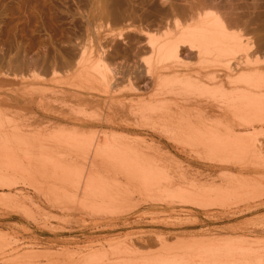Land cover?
<instances>
[{
    "label": "rangeland",
    "instance_id": "1",
    "mask_svg": "<svg viewBox=\"0 0 264 264\" xmlns=\"http://www.w3.org/2000/svg\"><path fill=\"white\" fill-rule=\"evenodd\" d=\"M263 6L264 0H0V148L1 150H6V153L0 150L4 153H0L3 155L0 158V264H80L81 262V264H122L127 258L139 262L144 259L149 262L152 258L151 262L158 263V261L155 262L153 259L158 260L161 255L162 257L164 256L163 258L168 257L169 260L170 257L172 260L177 259L175 262H172L173 264H176L178 261L179 263L177 264H183L186 259L192 260L193 258L196 262L200 261L199 257L202 256L204 251L208 248L211 252L218 254L224 253L226 258L233 256L237 262H233L231 259V264H256V262L259 261L257 260L258 257L264 259V124H257L252 127V129H246L245 127L236 130V133L239 131L242 134H246L245 137H247L248 134V137H254L253 141L247 138L248 142L246 144L250 143L249 146L255 144L251 150L252 152L247 150L244 152H247V155L245 154L243 156L244 153L242 154L243 158L239 159L241 161L236 162L239 164L231 163L241 166L237 172L234 171V174L237 176V182L236 180H233L235 182L229 180V177H227L228 179L225 178L227 180V189L222 197L218 199L215 197L212 198V200L215 201L214 203L218 204H216V207L213 206L210 209H205L204 207L199 208V205H183L179 203V201H174L175 199L173 200L171 197H168L165 203L164 200L167 196H163L162 198L164 200H161V197H154L146 191V189H141L140 186L137 187V185H141L147 180L142 181L143 178V180H145L142 174L143 171L140 173L139 171L141 170L136 171L135 169L131 172L134 168H130L128 161H125L126 159H124V157H120V160H117L118 157H116V159L114 158L115 160L112 159V164L108 163L109 166L105 167L101 166V164H99L100 166H94L90 158L100 147V151H102L104 146L106 147L107 145L116 148L122 145L121 148L125 150L126 154L124 153V156L126 155V158L129 152L130 159L133 157L132 153L136 155L139 153L140 155L138 154V156L144 157L145 162L148 161L149 163L152 161L153 164H151L159 167V170H166L165 172H168V175L171 174L170 176H174V183L170 184L173 188L176 187V180L180 178V174L182 173L181 170L185 171L184 169H186V172L189 173L193 169L192 165L204 163L210 166L214 164L215 161L217 164H220L221 162L219 163L218 159L222 161L224 159L225 161L230 160L231 157L229 155L220 158V156H211V154H209L207 141L210 140V137L214 134H217L220 138L224 137L223 139L229 136L228 128L226 129L227 131H224L225 127L222 128L218 126L220 129H217L218 124L215 122L214 118H201L195 115V113H191L193 117H190L191 115L188 113L186 119L193 120L191 118L196 117L199 119V122L202 123L196 124L195 127L188 126L189 129L185 126L182 127V125H180V127L179 123L177 124L176 121L180 120L179 117L186 114L184 111L183 113L181 112L183 114L182 116H180V112V114H176L175 117L178 116V118L176 117L177 119L175 118V120L173 116L165 118L168 113L167 115L162 114L165 112L164 109H161V111L153 110L154 106H152L156 104L155 107L159 106L158 108H164L161 107L162 100H165V103L166 100L169 103L175 100L178 102L181 97L185 96L188 98H195L201 95L200 97L198 96L199 98L197 99L204 101L206 97L212 99L215 96H218L215 98H219L221 95H233L234 88L239 89L240 87V89H246L247 86H244L243 81L240 77H237V75L232 78L231 83L225 78L224 73L226 71V64L224 59L222 61V58H220V60L218 59V61H215L217 57L213 58L210 57V55V58H206V56L201 57V55L199 56L200 58L193 57L191 59V57L188 56V51L185 49L181 53V56H184H182L184 61L181 60L180 63L178 62L179 66L176 67L177 69L167 72L164 74L165 77H162L159 81L157 79L152 83L151 78H147L148 76L142 74L144 80L142 78L139 84H137V88H140V93H142H139V96L133 95V93L130 92V81L127 80L128 78L125 79L122 77L123 82L121 84L119 82V84L115 83L111 88L116 98L113 101L114 105H116H112L113 107H109L111 100H113L112 97H109L110 99H108L107 106L101 109L94 105L75 103L77 94H74V92L84 94L88 92L89 88L92 90L91 94L103 91L102 84L98 82V80L100 81V69L101 73H104V71L106 73V71L110 72L118 67L122 70V72L120 70V74H123L124 77H131L130 74L132 73L131 71H133L134 74L132 75L134 76L131 78L134 80L136 79L134 77H136L135 74L139 66L141 68L143 67L142 69L139 68V71L144 73V69L147 68L148 62L151 60V66L149 68L155 69L157 65L164 64L162 60L160 61L162 64H158V60L160 59L156 60L157 57L154 52L148 47L149 45L147 42L149 40L147 39H151L155 35L157 37L161 36L165 31L168 35L171 32H180V28L184 30L188 27L195 28V24H199V20L201 21V19L197 18H199V16L200 18L205 16L203 10L206 13L208 12V15H213L212 13H214L213 16H219V20H223L222 22L225 21L223 24H226V27L229 29L231 27V29L234 28L232 31H235V33L238 32V34L242 36V42L245 43V45H243L245 48L249 46L250 49H245L247 51L249 50V53H238L237 58L244 57L245 55L247 59H250H248L250 63L254 62L252 63L253 67L256 63L255 67L258 66L257 68L261 69L264 74V46L258 44L261 43L264 37V35L263 37L261 35L264 34ZM201 13L203 14L201 15ZM260 14L262 16H260ZM176 20L178 24L175 23ZM187 21L188 24L191 22L190 25L193 23L192 26L194 25V27L188 26L186 23ZM167 27L170 29L168 30ZM176 27L179 29L175 30ZM128 31L131 33L129 34ZM113 35H118L114 36L117 41L114 40ZM129 37L130 39H128ZM138 39H141V41L143 39V46H141V44L140 46L138 45ZM111 40L114 41V43H111ZM131 40L132 43H130ZM108 43L111 45L109 46ZM128 45H135L132 46L134 50ZM257 45L259 48H256ZM105 47H109V49ZM136 47L140 50L138 51ZM140 47H142V49L145 47V49L142 50ZM124 48L126 50H124ZM114 49H120L117 60H112V58L107 56L109 60L104 58L103 61H100L101 55L104 53L107 54L110 52L111 54H115V52H118ZM131 49L134 51V54H132L133 52ZM258 49L260 50L259 52L257 51ZM106 50L110 51L108 52ZM124 51H127L126 54L122 53ZM129 51L131 52L128 53ZM254 51L258 53L256 54ZM121 54L123 57H121ZM127 54H129L128 56L131 57L130 60L133 62L129 59L127 62L124 61L126 58L125 55ZM92 55H94V57ZM60 60L62 62H60ZM66 60L68 61L66 62ZM125 60H127V58ZM203 60L206 62L205 66L201 65L202 62L205 63ZM243 60H245V58L240 59V61ZM73 61L74 63H72ZM65 62L68 65L71 63L72 66L71 64L68 66ZM129 62L130 65L132 64V68L130 67L131 71L126 73V70H123L122 67L126 65L124 68L126 67L127 69ZM58 63L60 65L59 68ZM77 63L79 66H76ZM169 63L172 64V66L177 64H173V62ZM182 63H184L185 66L182 67ZM73 65L76 66V68ZM133 65L135 66L133 67ZM67 67H69V70ZM64 68L66 71H63ZM118 68L116 72H119ZM134 68L136 70H133ZM93 69L99 71V73L97 74V71ZM102 69L104 71H102ZM127 70L129 71V69ZM112 75L113 73L109 74L110 79H112ZM169 77L171 78L169 79ZM175 77L180 87L177 88V90V86H175L177 83H174ZM183 77L185 80L189 78L188 82L194 78V80L197 79L196 82L199 80L200 84L204 83L205 91L202 86L203 84H201L200 93L195 91L199 88H196L194 81L190 84L196 88L195 90H192L193 87L191 88V85H188L190 88L187 86V81H185L187 84H185V82L180 84V82L183 81ZM178 79L182 80L180 81ZM122 80H120V82ZM166 82L167 84L170 83V85L167 86ZM171 82L175 84V88L171 87L173 85ZM222 82H224V85ZM237 82L239 84L234 85ZM220 84L223 85L224 89ZM245 84L247 85V83ZM181 86L187 88H181ZM62 87L70 91L67 96H62L59 93L58 96L55 97V94L52 93L53 96L51 100L46 97L51 90H59ZM219 88L222 90H218ZM40 89H48V91L40 92ZM180 89L183 90L179 91L181 95L177 97L176 92ZM172 92L175 94H172ZM185 92L186 94H184ZM256 92L259 95L262 94L264 97V89ZM39 94L44 96V103L45 101L47 103L51 102L54 108L60 106L61 101L67 102L68 100L74 99L73 104L76 108L74 110H80L79 112H74L73 110V112L81 114L79 116L80 122L88 124V126L83 129L87 130L86 132H89L88 134L94 133L96 136H99L98 142L89 145L79 143L69 144L66 143L67 139L62 141L58 134L61 126L57 124L48 126L39 118L41 116L37 114L36 101L40 98ZM49 94L51 95V93ZM97 97L106 99L99 96ZM116 102L118 104L121 103L120 106H118ZM120 108L124 109L123 112ZM149 108L153 110L151 111L152 113ZM129 110H133L132 113L129 112ZM73 112L71 111V113ZM133 112L136 113L135 116ZM148 113L151 114L147 117ZM227 118L229 120L236 119L232 116L230 117V115H228ZM169 119L170 121H176L175 124L174 122L172 124L179 130L172 126L170 127V123L168 127L165 126V123H167ZM194 120L196 119L194 118ZM159 121L161 123L164 122L162 124L169 130L170 134H168L169 132L166 129L164 131L162 125L163 128L159 126ZM211 122L213 124H211ZM161 129L163 132L160 131ZM183 131L184 133H182ZM106 132L109 135L128 137V140L130 138V140L133 141L129 140L127 142L130 144L132 142L131 146L127 148V145H130L129 143L120 145L99 142L102 133ZM172 132H174V134ZM239 132L237 133L238 135ZM66 133L69 135V132ZM54 135H56L55 138H53ZM183 135L185 138H183ZM123 145L125 147H123ZM133 146L134 148H132ZM147 146L150 150H148ZM166 147L169 148L170 153ZM126 148L129 150L133 149V152L127 151ZM146 155L150 157V159ZM9 160L11 161L10 164L8 163L10 162ZM155 160H158V162ZM183 160L184 163H181ZM213 160L214 162H212ZM157 163L159 165H157ZM221 164H228V162ZM9 165L11 168L8 167ZM58 165L67 168L68 171L70 170L69 168L73 171L75 169L76 171L73 173L70 170L71 173H65V171L62 173V171H59L60 167H58ZM119 167H121V170ZM57 168L58 172H54ZM119 170L122 171V173ZM222 173L230 175L232 172L214 169L211 173L212 176H209L207 173V177L203 175L205 177L202 176L199 179L197 178V182L195 181L197 189L194 187L195 189L192 191H197L199 187L201 189V187L204 188L213 183L220 184L221 181H224V178H222V180L219 179V175ZM138 174L140 176L142 174L143 177L141 176V180L139 177L135 179V182L138 183H135L136 187H134L131 182L129 186L128 178L134 177V175L135 177L139 176ZM66 175L69 176V179ZM244 177L250 179V181L245 184L248 189L246 187L241 188L240 184L244 181ZM89 181L96 183V186L101 188L103 194H100V196L102 201H106V203L102 202L101 205H97L102 207H93L95 204L90 201V191L85 190L88 194L85 193V185ZM115 182L122 183V191L119 189L121 192L113 189L115 193L109 187L114 186V184H116ZM193 186H189L188 189ZM126 187L129 188L127 189ZM124 189H126L127 192ZM107 192H109L108 196ZM239 192H247L249 195L245 193L239 196ZM117 194L124 200H118V203H113L114 198L111 200V196L113 195V197H116ZM255 194L256 196L259 194L258 197L253 196ZM242 195L249 197H244L243 200ZM171 200L173 203H171ZM200 242L204 244L201 245ZM127 243L129 246H136L134 254L129 253V250L131 248V250H133V247L130 246L129 248L126 246ZM227 244L228 247L230 244L229 248H225ZM163 247H167L165 251ZM190 247H192V249H190ZM124 250L131 256L129 257V254ZM166 251L169 254L164 253ZM36 254L40 256L38 255V257ZM43 255L44 257H42ZM187 256H189V258ZM89 257H91L90 260L94 258L96 260L94 259L91 263L92 260L90 261ZM182 257L184 260L181 261V259H183ZM141 258H143V260ZM85 259L87 261H85ZM121 259L124 260L120 261ZM146 261L141 263H146ZM252 261L253 263H250ZM262 262L264 263V260H262Z\"/></svg>",
    "mask_w": 264,
    "mask_h": 264
},
{
    "label": "bare ground",
    "instance_id": "2",
    "mask_svg": "<svg viewBox=\"0 0 264 264\" xmlns=\"http://www.w3.org/2000/svg\"><path fill=\"white\" fill-rule=\"evenodd\" d=\"M260 3V2H259ZM263 3V2H262ZM261 5V4H260ZM259 5V6H260ZM264 7V6H263ZM261 8V7H260ZM204 9V8H203ZM202 9V10H203ZM259 12V11H258ZM264 12V11H263ZM203 13H205L203 16L204 17H202V18H200V16H199V18H197V19H201V21L199 20V24L197 25V24H195L196 25V27L195 28H191V27H188L186 30H184V29H181L179 26V30H180V32H178V33H173V32H169L170 34H168L167 35V32H166V34H165V32L163 33V35H161V36H153L151 39H147L146 37V39L147 40H149L147 43H148V47H150L151 49H152V51L154 52V54H155V56L157 57L156 58V60H158V59H160V60H158L159 61V63L158 64H162V62L164 63V64H162V65H155V66H153V67H155V69L154 68H149L150 66H151V63L150 62H152V60L150 61V62H148V66H147V68L146 69H144V73H142L141 71H139L140 69H142L140 66L137 68L138 70H137V73L135 74L136 75V77H134V78H136V79H134L133 80V78H131L132 76H134V75H132V74H134V72L133 71H131V69H130V67L132 68V64L130 65V62L128 63L129 65H128V67H127V69H129V71L126 69V67L124 68V66H126V65H124L122 68H123V70H126V73H128V72H132L131 74H130V76L131 77H124V75L122 74H120V70L121 69H119L118 67V69H119V72H116V69H114L113 71H110V72H107L106 71V73H105V71L102 69V71H104V73H101V67L100 68H98V69H100V73H99V71H97V70H94V71H97V74L99 73V75H100V81L98 80V82H100L101 84H102V86H103V91H101L100 93H96V94H91V89L89 88L88 89V92H86V93H84V94H81L80 92H74V94H77V97L75 98V103H77V104H84V105H94V106H97V107H99V108H101V109H103L104 108V106L106 107L107 106V103H108V99H110L109 97H112V99L113 100H111V103L109 104V107H111L112 105H114V99H116L115 98V93L113 92L112 93V91H111V88H112V86L115 84V83H117V84H121L122 82H123V80H122V77L123 78H128L127 80L128 81H130V83H131V88H130V92L131 93H133V95H138L141 91V89L140 88H137L138 87V85L137 84H139V82H140V80H142V78H143V75H146V76H148L147 78H151L152 79V83H153V81H156L157 79H158V81H159V79H162V77H165L164 76V74H166L167 72H169V71H173V70H176L177 68V66H179L178 64L181 62V60H183V58H182V56H181V53L186 49L187 51H188V56H190L191 57V59L193 58V57H199V56H201V57H205L206 56V58L207 57H209V55H210V57H213V58H216L217 57V59L215 60V61H218V59L220 60V58H222V61H223V59H224V61H225V69H226V71H225V73H224V76H225V78H227L228 79V81H230V83L232 82V78L233 77H235L236 75H237V77H240V79L243 81V84H244V86H247V87H249V88H247L246 87V89L244 88V86H243V88L244 89H240V87H239V89H233V95L231 94V95H229V96H227V94L226 95H221V97L219 96V98H215V97H218V96H215V97H213L212 99H208L207 97L204 99V101H202V100H200V99H197V98H199L201 95H198V96H196L195 98H188L187 96H185V97H181L180 98V101H178V102H176V100L174 101V102H172V103H169L167 100H166V103H165V100H162V106L161 107H164V108H158L157 106L155 107V105L156 104H153L152 106H154V108H153V110H160L161 111V109H164L165 110V112L164 113H162V114H166L167 115V113H168V115H167V117L165 116V118H170V116H173V118L175 119L176 117L178 118V116H176L175 117V115L176 114H180L181 112L183 113V111L186 113V114H180V116H182V117H179L180 118V120H181V122H180V120H176L177 121V124L179 123V126L180 125H182V127H188V126H190V127H192V126H194L195 127V125L196 124H198V123H200V124H202L201 122H199V119H197L196 117H194L196 120H194V118H191V119H193V120H188V119H186V117H187V115H188V113H190V115H191V113H195V115H197V116H199V117H201V118H214V120H215V122H217V129L219 128L218 126H220V127H225V129H224V131L228 128V132H229V136H227V137H225V139H223L222 137L220 138V137H218V135L217 134H214L212 137H210V140H208V139H206V140H208L207 141V145H208V151H209V154H211V156H220V158H222L223 156H230L231 157V159L230 160H226L225 161V159L222 161L221 159L219 160L218 159V161H219V163L221 162V163H227L228 162V164H217L216 163V161H215V163H216V165H215V163L214 164H212V165H210V166H207V165H205L204 163L203 164H199V165H192L193 167V169H192V171L191 172H189V173H187L186 171V169H184L185 171H183V170H181L182 171V173H181V171H180V178H178L177 180H176V187L175 188H173L172 187V185H170V184H173L174 183V176L172 177V176H170V175H168V172L166 173L165 171L166 170H163V169H158L159 167H156L155 165H152L153 164V162L151 161V162H149L148 163V161L147 162H145V158L144 157H141V156H138V154L139 153H137V155L135 154V153H132L133 154V157L130 159V152H129V155L127 154V158L124 156V153H125V150H123V148H121L122 147V145L121 144H128L129 142H127V141H129L130 140V138H129V140H128V137L127 138H125L124 136L123 137H121V136H116V135H109V134H107V132L106 133H102V136L100 137L101 139H99V142H104L105 144H120L121 146L119 147V148H116V147H112V146H104V148H103V150L102 151H100L101 150V147H100V149L98 150V151H95V154L93 155V156H91L90 158L92 159V164L94 165V166H96V165H99V164H101V166H103V167H105V166H109V164L108 163H111L113 160L112 159H116V157H118L117 158V160L121 157H124V159H126L125 161H128V163H129V165H130V168L131 167H133L134 169H132V171L131 172H133L135 169H136V171L137 170H141V171H139L140 173L143 171V176L145 177V180H143L142 179V181H146L145 183L143 182L141 185H137V187H139L140 186V188L141 189H146V191H148L152 196H154V197H161V200L163 199L162 197L163 196H167V198L165 197V200H164V202L165 201H167L166 199H168V197L170 198L171 197V199L173 198V200L174 201H179V203H182L183 205H188V206H198L199 208H205V209H210V208H212L213 206L214 207H216V204H218V203H214L215 201H213L212 200V198H220V197H222L223 195H224V193H225V191H226V189H227V184H226V182H227V180L226 179H228L227 177H229L230 179L229 180H236V175L234 174V171L235 172H237L238 171V169L239 168H241V166H237L236 164H239V163H236V162H239V161H241V160H239L240 158H243V156L247 153H244L245 151H247V150H250V152H252L251 150H252V148L254 147L253 145L255 144H253V145H250V146H252V147H250L249 146V144H246L248 141H247V138H250V140L252 139V141H253V138L254 137H248V135H247V137H245V135L246 134H242V133H240L239 131V135L236 133V130H239V129H241V128H245L246 127V129H252V127H254V126H256L257 124H261V125H263L264 124V97L262 96V94L261 95H259V94H257V92L256 91H258V90H262V89H264V74H263V72L261 71V69H259V68H257V67H255L256 66V63H255V66L253 67V65H252V63H254V62H252V63H250L249 61H248V59L245 57V55H244V57H241V58H237V56H238V53H240V52H248L247 50H245V49H250V47L248 46V48H245V43L244 42H242V36L241 35H239L238 34V32L237 33H235V31L233 32L232 30L234 29H229L228 27H226L227 25L226 24H223V23H225V21L224 22H222L221 21V19L219 20V16L218 17H216V16H213L214 15V13H212L213 15H208L206 12H204V10H203ZM203 13H201V15L203 14ZM210 13V14H211ZM264 14V13H263ZM200 15V14H199ZM106 16V15H105ZM260 16H262L261 14H260ZM259 16V17H260ZM176 17H177V15H176ZM221 18V17H220ZM262 19V18H261ZM264 19V18H263ZM260 20V19H259ZM121 21V20H120ZM123 21V20H122ZM194 21V20H193ZM231 22H233V21H231ZM230 22V23H231ZM263 22V21H262ZM175 23H177V20H176V22ZM182 23V22H181ZM184 23V22H183ZM187 24H188V21L186 22ZM191 23V22H190ZM190 23L188 24V26L190 25ZM264 23V22H263ZM108 24V23H107ZM117 24V23H116ZM164 24V23H163ZM174 24V23H173ZM178 24V23H177ZM193 24V23H192ZM192 24L190 25V26H192ZM218 24H220V25H218ZM167 25V24H166ZM169 25V24H168ZM172 25V24H171ZM127 26V25H126ZM152 26V25H151ZM170 26V25H169ZM172 26H174V25H172ZM49 27V26H48ZM101 27V26H100ZM128 27H129V25H128ZM175 27V26H174ZM173 27V28H174ZM185 27V26H184ZM183 27V28H184ZM186 27H187V25H186ZM192 27H194V25L192 26ZM230 27V26H229ZM236 27H237V25H236ZM263 27V26H262ZM96 28V27H95ZM191 28V29H190ZM239 28V27H238ZM125 29V28H124ZM130 29V28H129ZM134 29H135V27H134ZM166 29V28H165ZM164 29V30H165ZM167 29H168V27H167ZM170 29V28H169ZM168 29V30H169ZM177 29V27H176V29L175 30H178ZM97 30V29H96ZM104 30V29H103ZM106 30V29H105ZM133 30V29H132ZM147 30V29H146ZM258 30H260V29H258ZM102 31V30H101ZM114 31V30H113ZM131 31V30H130ZM143 31V30H142ZM152 31V30H151ZM150 31V32H151ZM174 31V30H173ZM99 32V31H98ZM97 32V33H98ZM115 32V31H114ZM117 32V31H116ZM146 32V31H145ZM159 32H161V31H159ZM96 33V34H97ZM110 33V32H109ZM108 33V34H109ZM112 33V32H111ZM127 33V32H126ZM128 33H129V31H128ZM131 33V32H130ZM129 33V34H130ZM154 33V32H153ZM156 33V32H155ZM243 33V32H242ZM259 33H261V32H259ZM263 33H264V31H263ZM107 34V33H106ZM144 34V33H143ZM110 35V34H109ZM112 35V34H111ZM125 35V34H124ZM159 35V34H158ZM260 35V34H259ZM262 35V37H263V35L264 34H261ZM106 36V35H105ZM108 36V35H107ZM114 36H118V35H113V38H114V40H116L115 39V37ZM121 36V35H120ZM123 36V35H122ZM130 36V35H129ZM137 36V35H136ZM147 36V35H146ZM58 37V36H57ZM244 37V36H243ZM96 38V37H95ZM112 38V39H113ZM120 38V37H119ZM155 38V39H154ZM261 38V37H260ZM264 38V37H263ZM263 38H262V40H261V43H258V44H262L263 46H264V40H263ZM128 39H130V37L128 38ZM121 40H122V38H121ZM120 40V41H121ZM134 40H136V39H134ZM133 40V41H134ZM105 41V40H104ZM104 41H103V43H104ZM107 41V40H106ZM109 41V40H108ZM112 41V40H111ZM117 41V40H116ZM137 41V40H136ZM142 41H143V39H142ZM142 41H141V39H138V45L140 46V44H141V46H143L142 44ZM145 41V40H144ZM245 41V40H244ZM260 41V40H259ZM129 42V41H128ZM102 43V44H103ZM111 43H114V41H112ZM118 43V42H117ZM116 43V44H117ZM126 43V42H125ZM130 43H132V40H131V42ZM65 44V43H64ZM106 44V43H105ZM109 44V43H108ZM107 44V45H108ZM115 44V45H116ZM120 44V43H119ZM134 44V43H133ZM244 44V45H243ZM92 45V44H91ZM106 45V46H107ZM111 44H109V46H110ZM136 45V44H135ZM135 45H132V46H135ZM146 45V44H145ZM253 45V44H252ZM256 45V44H255ZM66 46H67V44H66ZM71 46V45H70ZM69 46V47H70ZM114 46V45H113ZM120 46V45H119ZM126 46H127V44H126ZM128 46H130V45H128ZM132 46H130L132 49H133V47ZM137 46V45H136ZM139 46H138V48H139ZM260 46V45H259ZM102 47V46H101ZM117 47V46H116ZM72 48V47H71ZM96 48V47H95ZM105 48H108L109 49V47H105ZM118 48V47H117ZM126 48V47H125ZM124 48V50H126ZM137 48V47H136ZM135 48V49H136ZM138 48H137V50H138ZM141 49H142V47H140ZM252 48V47H251ZM256 48H259L258 47V45H257V47ZM262 48V47H261ZM77 49V48H76ZM103 49V48H102ZM131 49V50H132ZM143 49H145V47L143 48ZM142 49V50H143ZM58 50H60V49H58ZM80 50V49H79ZM115 50V49H114ZM119 50L120 49H118V50H115V51H118V52H115V54H111L109 51L110 50H106V51H108L109 53H107V54H103V55H101L102 57H101V60L100 61H103L104 60V58L105 59H107V56L109 57V58H112V60L113 59H116L117 60V57H118V53H119ZM129 50V49H128ZM127 50V51H128ZM134 50V49H133ZM132 50V54H134V51ZM140 50V49H139ZM138 50V51H139ZM147 50V49H146ZM145 50V51H146ZM262 50V49H261ZM62 51V50H61ZM103 51H104V49H103ZM121 51H123V50H121ZM126 51V52H127ZM136 51V50H135ZM186 51V52H187ZM251 51V50H250ZM258 52L260 51L259 49L257 50ZM55 52V51H54ZM60 52V51H59ZM76 52V51H75ZM87 52V51H86ZM96 52V51H95ZM101 52V51H100ZM126 52L124 51V52H122V53H124V54H126ZM131 51H129L128 53H130ZM150 52V51H149ZM185 52V53H186ZM255 52V51H254ZM257 52V53H258ZM52 53V52H51ZM142 53V52H141ZM147 53V52H146ZM249 53V52H248ZM252 53V52H251ZM256 53V52H255ZM256 53V54H257ZM262 53V52H261ZM54 54V53H53ZM70 54V53H69ZM253 54V53H252ZM252 54H250V55H252ZM255 54V55H256ZM60 55H62V54H60ZM76 55V54H75ZM86 55V54H85ZM122 55V54H121ZM129 54H127V55H125L126 56V58H127V60H125L126 58H125V56H124V61H129L130 60V58L131 57H129L128 56ZM144 55V54H143ZM34 56H36V55H34ZM87 56V55H86ZM93 57H94V55H92ZM106 56V57H105ZM128 56V57H127ZM131 56V55H130ZM152 56V55H151ZM67 57H68V55H67ZM78 57V56H77ZM80 57H81V55H80ZM121 57H123V55L121 56ZM121 57H120V60H121ZM135 57V56H134ZM136 57H138V56H136ZM184 57V56H183ZM209 57V58H210ZM256 57V56H255ZM52 58V57H51ZM58 58V57H57ZM66 58V57H65ZM71 58V57H70ZM187 58V57H186ZM200 58V57H199ZM205 58V59H206ZM243 58H245V60H243V61H240V59H243ZM55 59V58H54ZM72 59V58H71ZM129 59V60H128ZM133 59V58H132ZM185 59V58H184ZM188 59V58H187ZM195 59V58H194ZM196 59H198V58H196ZM202 59V58H201ZM39 60V59H38ZM58 60V59H57ZM73 60H74V58H73ZM76 60V59H75ZM80 60V59H79ZM107 60H109V59H107ZM111 60V61H112ZM115 60V61H116ZM137 60V59H136ZM135 60V61H136ZM141 60V59H140ZM139 60V61H140ZM162 60V62L160 63V61ZM250 60V59H249ZM254 60V59H253ZM23 61V60H22ZM42 61V60H41ZM50 61V60H49ZM53 61V60H52ZM59 61V60H58ZM65 61V60H64ZM63 61V62H64ZM68 60H66V62H67ZM72 61V60H71ZM77 61H78V59H77ZM130 61H132V60H130ZM184 61V60H183ZM182 61V62H183ZM204 61V60H203ZM252 61V60H251ZM255 61V60H254ZM20 62V61H19ZM40 62V61H39ZM48 62V61H47ZM60 62H62L61 60H60ZM65 62V63H66ZM76 62V61H75ZM92 62V61H91ZM133 62V61H132ZM131 62V63H132ZM169 62H173V64L174 63H177V64H175V65H173L172 66V64H170ZM179 62V63H178ZM189 62V61H188ZM191 62V61H190ZM205 62V61H204ZM69 63V62H68ZM72 63H74V61L72 62ZM89 63V62H88ZM107 63V62H106ZM116 63V62H115ZM120 63V62H119ZM137 63H139V62H137ZM156 63H157V61H156ZM201 63V62H200ZM210 63V62H209ZM208 63V64H209ZM212 63H215V62H212ZM17 64V63H16ZM19 64V63H18ZM56 64V63H55ZM63 64V63H62ZM61 64V65H62ZM67 64V63H66ZM71 64V63H70ZM69 64V65H70ZM122 64H123V60H122ZM125 64H127V63H125ZM134 64V63H133ZM183 64V65H182ZM182 64H180V65H182V67L183 66H185L184 65V63H182ZM189 64V63H188ZM205 64H206V62L205 63H203L202 62V64L201 65H204L205 66ZM23 65V64H22ZM29 65H30V63H29ZM47 65V64H46ZM50 65V64H49ZM52 65V64H51ZM54 65V64H53ZM58 65H59V63H58ZM68 65V64H67ZM68 65V66H69ZM75 65V64H74ZM73 65V66H74ZM83 65V64H82ZM88 65V64H87ZM114 65V64H113ZM213 65V64H212ZM263 65V64H262ZM21 66V65H20ZM63 66V65H62ZM71 66H72V64H71ZM76 66H79L78 65V63H77V65ZM76 66H74L75 68H76ZM96 66H97V64H96ZM99 66V65H98ZM100 66H102V65H100ZM104 66V65H103ZM115 66H116V64H115ZM135 65H133V67H134ZM137 66V65H136ZM186 66H187V63H186ZM209 66V65H208ZM211 66V65H210ZM223 66H224V64H223ZM24 67V66H23ZM55 67V66H54ZM60 67V65L58 66V68ZM64 67V66H63ZM198 67H200V66H198ZM253 67V68H252ZM49 68H50V66H49ZM66 68V67H65ZM65 68L63 69V71L65 70ZM68 68V70H69V67H67ZM77 68H79V67H77ZM103 68V67H102ZM114 68V67H113ZM140 68V69H139ZM46 69V68H45ZM54 69V68H53ZM62 69V68H61ZM90 69V68H89ZM49 70V69H48ZM74 70H76V69H74ZM133 70H136L135 68L133 69ZM52 71V70H51ZM66 71V70H65ZM86 71H88V70H86ZM92 71V70H91ZM31 72H33V71H31ZM56 72H58V71H56ZM121 72H122V70H121ZM136 72V71H135ZM37 73V72H36ZM44 73H45V71H44ZM49 73V72H48ZM65 73V72H64ZM71 73H72V71H71ZM86 73V72H85ZM113 73V75H112V79H110V77H109V74H112ZM24 74V73H23ZM60 74H62V73H60ZM88 74V73H87ZM143 74V75H142ZM214 74V73H213ZM218 74V73H217ZM46 75V74H45ZM48 75V74H47ZM54 75V74H53ZM52 75V76H53ZM142 75V76H141ZM20 76V75H19ZM27 76V75H26ZM55 76V75H54ZM202 76V75H201ZM209 76V75H208ZM214 76V75H213ZM212 76V77H213ZM172 77H174V76H172ZM207 77V76H206ZM209 77H211V76H209ZM216 77V76H215ZM214 77V78H215ZM171 77H169V79H170ZM217 78V77H216ZM125 79H124V81H125ZM150 79V80H151ZM166 79H168V78H166ZM176 77H175V82L174 83H177L176 82ZM238 79V78H237ZM120 80H122L121 82H120ZM143 80H144V78H143ZM146 80V79H145ZM165 80V79H164ZM173 80V79H172ZM173 80V81H174ZM178 80H180V79H178ZM177 80V81H178ZM182 80V79H181ZM180 80V81H181ZM191 80V79H190ZM196 80L197 79H195L194 80V78H192V80L190 81V82H188L189 81V78L188 79H186L185 80V78L183 77V81L182 82H180V81H178V82H180V84L181 83H184L185 81H187L188 82V84H187V82H185V84H187V86L189 85H191V88L193 87V85L192 84H190V83H193V81L195 82V85H196V88L198 89V90H200L201 89V87L203 86V89H204V91H205V88H204V86H205V84L204 83H201V84H203L202 86H201V84H200V81L198 80L197 82H198V84H197V82H196ZM212 80V79H211ZM241 80H240V82H241ZM166 81V80H165ZM171 81V80H170ZM169 81V82H170ZM224 81V80H223ZM119 82V83H118ZM142 82V81H141ZM247 83V85L245 84V83ZM129 83V84H130ZM173 82H171V84H173L171 87H174V84ZM142 84V83H141ZM185 84H182V85H185ZM222 84L224 85V82H222ZM222 84H220L221 85V87H223V85ZM234 84V83H233ZM239 83L237 82L236 84H234V85H238ZM124 85V84H123ZM149 85V84H148ZM160 85V84H159ZM161 85H162V83H161ZM166 85L168 86V85H170V83L169 84H167V82H166ZM179 84L177 83L175 86H177L176 87V90H177V88H180L179 86H178ZM194 85V86H195ZM198 85V86H197ZM200 85V86H199ZM219 85V86H220ZM241 85V84H240ZM151 86V85H150ZM188 86V87H189ZM170 87V86H169ZM183 86H181V88H182ZM213 87V86H212ZM119 88V87H118ZM126 88V87H125ZM143 88V87H142ZM168 88V87H167ZM175 88V87H174ZM183 88H187V87H183ZM190 88V87H189ZM196 88H194L193 87V89L192 90H195ZM207 88V87H206ZM208 88H210V87H208ZM215 88H217V87H215ZM169 89V88H168ZM171 89V88H170ZM202 89V90H203ZM221 88H219L218 90H220ZM223 89H224V87H223ZM183 89H180V90H178L177 92H176V94H177V97H179L178 95H181V92H179V91H182ZM191 90V91H192ZM198 90H195V91H197V92H201V90L200 91H198ZM209 90V89H208ZM213 90V89H212ZM218 90H216L217 92H219ZM222 90V89H221ZM220 90V91H221ZM250 90H251V92H250ZM40 92L41 91H48V89H40L39 90ZM49 91H50V89H49ZM127 91V90H126ZM214 91V90H213ZM215 91V92H216ZM68 92H70V91H68L65 87H62V88H60L59 90H51V92H49V93H51V95L48 93V96H46L48 99H52V93H54L55 94V97H57L58 96V94L60 93V95H62V96H67V94H68ZM93 92H95V91H93ZM98 92V91H97ZM163 92V91H162ZM190 92V91H189ZM193 92V91H192ZM191 92V93H192ZM196 92V93H197ZM44 93V92H43ZM221 93H224V92H221ZM226 93V92H225ZM228 93H229V91H228ZM140 94H142V93H140ZM158 94V93H157ZM172 94H175L174 92H172ZM184 94H186V92L184 93ZM206 94V93H205ZM215 94V93H214ZM40 95V94H39ZM59 95V96H60ZM99 96V97H103V98H106V99H101V98H98L97 96ZM160 95V94H159ZM158 95V96H159ZM191 95V94H190ZM207 95V94H206ZM264 95V94H263ZM38 96V95H37ZM117 96V95H116ZM119 96V95H118ZM122 96V95H121ZM139 96V95H138ZM175 96V95H174ZM43 97L44 96H42V95H40V98H38V100L36 101V103H37V106H36V111H37V114L39 115V116H41V117H39V118H41V120H43L44 121V123L46 124V125H54V124H57V125H60L61 126V129H60V131H58V134L60 135V139L62 140V141H64V140H66V143H69V144H75V143H79V144H95L96 142H98V138H99V136H96L94 133H92V134H88L86 131L87 130H84L83 128H85V127H87L88 126V124H86V123H83V122H80L81 120L79 119V116L81 115V114H79V113H74V112H79V110L80 109H78V110H74V109H76L75 108V105L73 104L74 103V99L73 100H68L67 102H62L61 101V105L60 106H58V107H56V108H54L53 107V103H47L46 101H45V103H44V101H43ZM190 97V96H189ZM211 97H212V95H211ZM70 98V97H69ZM230 98V99H229ZM54 99H56V98H54ZM72 99V98H71ZM192 99V100H191ZM117 101V100H116ZM181 102V103H180ZM54 103H56V102H54ZM117 103V102H116ZM58 104V103H57ZM57 104H55V105H57ZM121 104V103H120ZM120 104H118L117 103V105L118 106H120ZM116 105V104H115ZM114 105V106H115ZM132 105V104H131ZM122 106H124V105H122ZM133 106V105H132ZM138 106V105H137ZM145 106V105H144ZM113 107V106H112ZM129 107V106H128ZM147 107V106H146ZM151 107V106H150ZM186 107H188V108H186ZM118 108V107H117ZM121 108H123V107H121ZM120 108V110L123 112V110L124 109H121ZM130 108V107H129ZM134 108V107H133ZM131 109H132V107H131ZM130 109V110H131ZM150 109V108H149ZM73 110H74V112H73ZM129 110V112H131L132 113V111H130ZM152 109H150V112L151 111H153ZM71 111L73 112V113H71ZM119 111V110H118ZM142 112H144V111H142ZM142 112H140V113H142ZM146 112V111H145ZM156 112H158V111H156ZM155 112V113H156ZM180 112V113H179ZM124 113H125V111H124ZM134 113V116H135V112H133ZM152 113V112H151ZM151 113H148L147 114V117L149 116V114H151ZM154 113V112H153ZM160 114V113H159ZM161 114V115H162ZM84 115V114H83ZM145 115V114H144ZM154 115V114H153ZM228 115H230V117L232 116L233 118H236V119H234V120H229L227 117H228ZM169 116V117H168ZM160 117V116H159ZM163 117V116H162ZM190 117H193L192 115L190 116ZM105 118V117H104ZM164 118V117H163ZM172 118V117H171ZM211 118V119H212ZM37 119V118H36ZM97 119V118H96ZM147 119V118H146ZM185 119H186V121H185ZM1 120V119H0ZM40 120V119H39ZM150 120V119H149ZM170 121V119H169V121L167 122V123H165V126L166 127H168V125H169V123L171 124V125H169L170 127L172 126L173 128H175V123H176V121ZM217 120V121H216ZM146 121V120H145ZM148 121V120H147ZM151 121V120H150ZM188 121V122H187ZM149 122V121H148ZM160 122V121H159ZM174 122V124H172ZM151 123V122H150ZM161 123V122H160ZM159 123V126L161 127V128H163L164 126H163V124L162 123H164V122H162L161 124ZM151 124H153V123H151ZM199 124V125H200ZM204 124V123H203ZM211 124H213L212 122H211ZM155 125V124H154ZM163 127H162V126ZM174 125V126H173ZM198 125V126H199ZM214 125H215V123H214ZM207 126H208V124H207ZM170 127H169V129H170ZM181 127V126H180ZM179 127V128H180ZM209 127V126H208ZM215 127V126H214ZM172 128V129H173ZM189 128V127H188ZM187 128V129H188ZM199 128V127H198ZM201 128H202V126H201ZM211 128V127H210ZM154 129V128H153ZM164 129V131H165V127L163 128ZM175 129H177V130H179L178 128H175ZM190 129V128H189ZM188 129V130H189ZM196 129H197V126H196ZM220 129V128H219ZM167 130V129H166ZM210 130V129H209ZM158 131V130H157ZM160 131H162L163 132V130L161 129ZM168 132H169V130H167ZM170 131H172V130H170ZM202 131V130H201ZM227 131V130H226ZM66 132H69V135H68V133H66ZM125 132V131H124ZM176 132V131H175ZM195 132V131H194ZM167 133V132H166ZM173 134H174V132H172ZM182 133H184V131L182 132ZM187 133V132H186ZM119 134V133H118ZM120 134H122V133H120ZM124 134V133H123ZM160 134V133H159ZM164 134V133H163ZM168 134H170V132L168 133ZM190 134H191V132H190ZM207 134V133H206ZM162 135V134H161ZM189 135V134H188ZM196 135V134H195ZM195 135H194V137H195ZM242 135H244V136H242ZM55 136L56 135H54V137L53 138H55ZM170 136V135H169ZM175 136V135H174ZM174 136H173V138H174ZM179 136V135H178ZM182 136V135H181ZM187 136V135H186ZM193 136V135H192ZM221 136V135H220ZM226 136V135H225ZM181 138V137H180ZM179 138V139H180ZM183 138H185V136L183 135ZM189 138V137H188ZM209 138V137H208ZM1 139V138H0ZM59 139V140H60ZM178 139V140H179ZM194 139V138H193ZM202 139V138H201ZM196 140V139H195ZM254 140H256V139H254ZM1 141V140H0ZM6 141V140H5ZM19 141V140H18ZM61 141V142H62ZM130 141H133V140H130ZM251 141V142H252ZM60 142V141H59ZM100 143V144H101ZM138 143V142H137ZM130 144V143H129ZM131 144H132V142H131ZM131 144L130 145H127V148L129 147V146H131ZM139 144V143H138ZM141 144V143H140ZM262 144V143H261ZM261 144H259V145H261ZM264 145V144H263ZM1 146V145H0ZM75 147V146H74ZM123 147H125L124 145H123ZM148 147V146H147ZM126 148V149H127ZM132 148H134V146L132 147ZM136 148V147H135ZM167 149H168V151H169V148L168 147H166ZM8 149V148H7ZM93 149V148H92ZM152 149V148H151ZM0 150H1V148H0ZM3 150V149H2ZM1 150V151H2ZM129 149H127V151H128ZM133 149H130L129 151H131V152H133L132 151ZM148 150H150L149 149V147H148ZM257 150V149H256ZM0 151V153H3V152H1ZM4 151V150H3ZM6 151V150H5ZM4 151V152H5ZM100 151V152H99ZM136 151V150H135ZM140 151V150H139ZM153 151V150H152ZM6 153V152H5ZM8 153V152H7ZM85 153V152H84ZM90 153V152H89ZM163 153V152H162ZM169 153H170V151H169ZM169 153H167V154H169ZM244 153V154H243ZM4 154V153H3ZM9 154V153H8ZM126 154V153H125ZM153 154V153H152ZM160 154H161V152H160ZM242 154H243V156H242ZM91 155V154H90ZM89 155V156H90ZM140 155V154H139ZM144 155V154H143ZM148 155V154H147ZM146 155V156H147ZM156 155H157V152H156ZM163 155V154H162ZM165 155V154H164ZM247 155V154H246ZM248 155H249V152H248ZM257 155V154H256ZM1 156H3L2 154H0V158H1ZM5 156V155H4ZM149 156V155H148ZM147 156V157H148ZM153 156V155H152ZM160 156V155H159ZM207 156V155H206ZM240 156H242V157H240ZM164 157V156H163ZM13 158V157H12ZM46 158H48V157H46ZM149 159H150V157H148ZM148 158H146V159H148ZM224 158V157H223ZM9 159V158H8ZM114 159V160H115ZM130 159V160H129ZM148 159V160H149ZM163 159V158H162ZM161 159V160H162ZM257 159V158H256ZM120 160V159H119ZM131 160H133V161H131ZM152 160H153V158H152ZM168 160V159H167ZM8 161V160H7ZM10 161V160H9ZM132 162V163H130V162ZM155 161H157L158 162V160H155ZM13 162H15V161H13ZM120 162V161H119ZM160 162V161H159ZM163 162V161H162ZM212 162H214V160L212 161ZM9 164L11 163V161L10 162H8ZM127 163V164H128ZM152 163V164H151ZM181 163H184V160L181 162ZM186 163V162H185ZM231 163H236V164H231ZM241 163V162H240ZM112 164V163H111ZM110 164V165H111ZM155 164H156V162H155ZM160 164H162V163H160ZM197 164V163H196ZM31 165V164H30ZM119 165H121V164H119ZM132 165V166H131ZM157 165H159L158 163H157ZM183 165V164H182ZM56 166V165H55ZM100 166V165H99ZM116 166V165H115ZM8 167H10V165L8 166ZM57 167V166H56ZM58 167H60L59 168V171H62V173H63V171H65V173H71V171L74 173V171H76L74 168H72V169H74V171L73 170H71V168H69L70 170L68 171L67 170V168H63V167H61L60 165H58ZM75 167V166H74ZM121 167H123V166H121ZM121 167H119V169L121 168ZM176 167V166H175ZM186 167V166H185ZM243 167V166H242ZM11 168V167H10ZM32 168H34V167H32ZM37 169V168H36ZM78 169V168H77ZM189 169V168H188ZM214 169H216V170H219V171H223V170H228V171H230V172H232L230 175H228L227 173H222V174H218L219 175V179H221L222 180V178H224V181H221L220 182V184H215V183H213V184H211V185H208V186H206V187H201V189H200V187L198 188V190L196 191H192L193 189H195L194 187H196V189H197V186L195 185V181L196 180H198L200 177H202L203 175H206L207 173H208V175L209 176H212L211 175V173L214 171ZM121 170V169H120ZM119 170V171H120ZM177 170H178V167H177ZM34 171H36V170H34ZM33 171V172H34ZM78 171V170H77ZM168 171V170H167ZM54 172H58V168L57 169H55V171ZM121 173H122V171H120ZM139 172H137V173H139ZM136 173V172H135ZM127 174H129V173H127ZM142 174H141V176H142ZM48 175V174H47ZM69 175V174H68ZM70 175H72V174H70ZM104 175V174H103ZM136 175V174H135ZM135 175H134V177L132 176H130L131 178H128L129 179V186L131 185V183L134 185V187H136L135 185L136 184H138L137 182H135V179L137 178V177H139V179L141 178V176L139 175V176H136L135 177ZM227 175V176H226ZM67 176V175H66ZM77 176V175H76ZM96 176V175H95ZM105 176V175H104ZM142 176V177H143ZM69 176H67V178H68ZM203 177H205V176H203ZM206 177H207V175H206ZM133 178V179H132ZM198 178V179H197ZM226 178V179H225ZM235 178V179H234ZM245 178V177H244ZM69 179V178H68ZM64 180H65V178H64ZM70 180H71V178H70ZM109 180V179H108ZM141 180V179H140ZM229 180H228V182H229ZM241 180V179H240ZM87 181V180H86ZM92 181V180H91ZM91 181H89L87 184L86 183H84V184H86L85 186V189H84V191L85 190H88V191H90V193H89V196H91V203H93V204H95V206H93V207H95V208H98L101 204H102V198H101V196H100V194H103V192H102V190H101V188H99V186H96V183H94V182H91ZM100 181V180H99ZM250 181V179L248 178V177H246L245 179H244V181L240 184V183H237V184H240L241 185V188H244V187H246V185L245 184H247L248 182ZM251 181H252V179H251ZM64 182V181H63ZM95 182H96V180H95ZM109 182V181H108ZM131 182V183H130ZM197 182V181H196ZM223 182H225V183H223ZM233 182H235V181H233ZM236 182H237V180H236ZM7 183V182H6ZM112 183V182H111ZM116 184H114V186H109L111 189H112V191H114L113 189H115V190H117V191H119V189L121 190V187H122V183H120V182H115ZM136 183V184H135ZM165 183V184H164ZM256 183V182H255ZM59 184V183H58ZM101 184V183H100ZM193 184H194V186H193ZM197 184V183H196ZM199 184V183H198ZM98 185V184H97ZM102 185V184H101ZM106 185V184H105ZM104 185V186H105ZM193 186V187H190V189H188L189 188V186ZM229 185V184H228ZM4 186V185H3ZM11 186V185H10ZM61 186H62V184H61ZM114 187V188H113ZM61 188V187H60ZM83 188V187H82ZM124 188V187H123ZM127 188V187H126ZM129 188V187H128ZM127 188V189H128ZM172 188H173V190H172ZM240 188V189H241ZM247 188V187H246ZM250 188V187H249ZM56 189H57V187H56ZM203 189V190H202ZM248 189V188H247ZM258 189V188H257ZM126 192H127V190L126 189H124ZM175 190V191H174ZM202 190V191H201ZM242 190V189H241ZM240 190V191H241ZM106 191V190H105ZM104 191V192H105ZM122 191V190H121ZM121 191H119V192H121ZM174 191V192H173ZM73 192V191H72ZM102 192V193H101ZM110 192V191H109ZM109 192H107V196H108V193ZM115 192V191H114ZM113 192V193H114ZM118 192V193H119ZM147 192V193H148ZM237 192V191H236ZM65 193V192H64ZM63 193V195H65ZM74 193V192H73ZM85 193L86 194H88V192L87 191H85ZM106 193V192H105ZM116 193V192H115ZM123 193V192H122ZM129 193H130V190H129ZM128 193V194H129ZM240 193V192H239ZM246 194H247V192H245ZM244 192H242V193H240V195L239 196H241V194H245ZM124 194H125V192H124ZM260 194V193H259ZM258 194V195H259ZM74 195V194H73ZM84 195V194H83ZM247 195H249V194H247ZM258 195L256 196V194L255 195H253V196H256V197H258ZM103 196H105V195H103ZM250 196H252V195H250ZM261 196V195H260ZM259 196V197H260ZM65 197H66V195H65ZM85 197H86V195H85ZM109 197H110V194H109ZM133 197H134V195H133ZM242 199L244 200V197H245V195L243 196L242 195ZM249 196H247V197H245V198H248ZM72 198V197H71ZM90 198V197H89ZM106 198V197H105ZM112 198H114V202L113 203H118L117 201L118 200H124L122 197H120V195L119 194H117V196L116 197H113V195L111 196V200H112ZM160 199V198H159ZM177 199V200H176ZM224 199V198H223ZM69 200V199H68ZM78 200V199H77ZM170 200V199H169ZM70 201V200H69ZM89 201V202H90ZM172 201V200H171ZM107 202H108V200H107ZM170 202V201H169ZM213 202V203H212ZM103 203H106V201L105 202H103ZM112 203V204H113ZM120 203V202H119ZM124 203V202H123ZM166 203V202H165ZM171 203H173V201L171 202ZM97 204H100V205H97ZM176 204V203H175ZM178 204V203H177ZM91 205V204H90ZM97 205V206H96ZM179 205V204H178ZM182 205V206H183ZM92 206V205H91ZM108 206V205H107ZM169 206V205H168ZM100 207H102V206H100ZM64 209V208H63ZM67 209V208H66ZM86 209V208H85ZM101 209V208H100ZM94 210V209H93ZM70 211V210H69ZM73 211H74V209H73ZM93 213V212H92ZM148 242H149V240H148ZM130 243V242H129ZM135 243V242H134ZM166 243V242H165ZM164 243V244H165ZM201 243V242H200ZM142 244V243H141ZM148 244V243H147ZM204 244V243H203ZM202 243H201V245H203ZM220 244V243H219ZM126 246H128L129 248H130V246H132L133 247V245H128V243H127V245ZM190 246V245H189ZM188 246V247H189ZM232 246V245H231ZM136 247V246H135ZM135 247H133V250H129V253H131V254H134V249H135ZM203 247H205V246H203ZM202 247V248H203ZM212 247V246H211ZM214 247V246H213ZM226 247H228V244H227V246L225 245V248ZM229 247H230V244H229ZM228 247V248H229ZM127 248V247H126ZM163 248H165V249H163ZM162 249L165 251L166 250V248L167 247H163ZM174 248V247H173ZM180 248V247H179ZM182 248V247H181ZM227 248V249H228ZM122 249V248H121ZM169 249V248H168ZM172 249V248H171ZM190 249H192V247H190ZM190 249H189V251H190ZM200 249V248H199ZM198 249V250H199ZM205 249V248H204ZM213 249V248H212ZM195 250V249H194ZM207 250V251H206ZM205 251H204V254L202 255V256H200L199 257V259H200V261H198V262H196L195 260H193V258H192V260H188V259H186L185 261H184V263L183 264H231V259L233 260V262H237V260H235V258H233V256L232 257H230V258H226L225 257V255H224V253H221V254H218V253H215V252H211L210 250H209V248L208 249H206ZM260 250V249H259ZM122 251V250H121ZM125 251V250H124ZM200 251V250H199ZM216 251V250H215ZM263 251H264V249H263ZM126 252V251H125ZM172 252V251H171ZM218 252V251H217ZM107 253V252H106ZM126 253H128V252H126ZM128 253V254H129ZM136 253H138V252H136ZM164 253H167V254H169L167 251L166 252H164ZM34 254V253H33ZM125 254V253H124ZM123 254V255H124ZM139 254V253H138ZM192 254V253H191ZM29 255V254H28ZM27 255V256H28ZM32 255V254H31ZM37 256L39 255V254H36ZM56 255V254H55ZM95 255V254H94ZM97 255H98V253H97ZM106 255V254H105ZM256 255V254H255ZM40 256V255H39ZM38 256V257H39ZM100 256H102V255H100ZM114 256V255H113ZM131 255L129 254V257H130ZM135 256V255H134ZM133 256V257H134ZM25 257V256H24ZM33 257V256H32ZM32 257H30L31 259H33ZM42 257H44V255L42 256ZM46 257V256H45ZM93 257V256H92ZM97 257V256H96ZM98 257H99V255H98ZM98 257H97V259H98ZM124 257V256H123ZM122 257V258H123ZM126 257V256H125ZM128 257V256H127ZM160 257V259H158V260H156V259H153V260H155V262H157L158 261V263H154V262H151V259H150V263L149 262H147L145 259L143 260V258H141L143 261H146V263H141V262H143V261H137V260H135L134 261V259H126V260H124V259H121L120 261H122V260H124V262H122V264H170V263H172V262H175L177 259H175V260H172L171 259V257H170V260L168 259V257L167 258H163L162 257V255L161 256H159ZM158 257V258H159ZM188 258H189V256H187ZM195 257V256H194ZM28 258H29V256H28ZM86 258H88V257H86ZM90 258L91 257H89V260H90ZM100 258V257H99ZM175 258V257H174ZM173 258V259H174ZM177 258V257H176ZM181 258V257H180ZM183 258V257H182ZM262 258V257H261ZM261 258H257V260H259L258 262H256V260H255V262H256V264H264L263 262H262V260H264V259H261ZM26 259V258H25ZM34 259H36V258H34ZM82 259V258H81ZM95 259V258H94ZM93 259V260H94ZM106 259V258H105ZM104 259V260H105ZM135 259H136V257H135ZM147 259V258H146ZM92 260V259H91ZM90 260V261H91ZM93 260L91 261V263L93 262ZM96 260V259H95ZM119 260V259H118ZM140 260V259H139ZM148 260V259H147ZM179 260V259H178ZM182 260H184V258L183 259H181V261ZM81 261V260H80ZM83 261V260H82ZM85 261H87L86 259H85ZM98 261H99V259H98ZM251 261V260H250ZM97 262V261H96ZM115 262H117V261H115ZM82 263V262H81ZM80 263V264H81ZM105 263V262H104ZM119 263H121V262H119ZM177 263H179V261L178 262H176V264ZM250 263H253V261L252 262H250ZM55 264V263H54ZM57 264V263H56ZM63 264V263H62ZM66 264V263H65ZM68 264V263H67ZM76 264V263H75ZM79 264V263H78ZM88 264V263H87ZM94 264V263H93ZM173 264V263H172Z\"/></svg>",
    "mask_w": 264,
    "mask_h": 264
}]
</instances>
